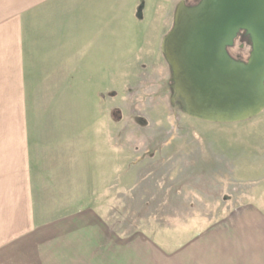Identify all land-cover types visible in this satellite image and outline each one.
I'll return each mask as SVG.
<instances>
[{"label":"crops","instance_id":"1","mask_svg":"<svg viewBox=\"0 0 264 264\" xmlns=\"http://www.w3.org/2000/svg\"><path fill=\"white\" fill-rule=\"evenodd\" d=\"M164 1L0 0V264H264V212L256 205L182 243L164 236L161 246L138 231L116 234L90 208L36 216L35 170L43 159L60 165L71 143L63 136L90 114L108 58L141 17L169 14L160 11Z\"/></svg>","mask_w":264,"mask_h":264},{"label":"rangeland","instance_id":"2","mask_svg":"<svg viewBox=\"0 0 264 264\" xmlns=\"http://www.w3.org/2000/svg\"><path fill=\"white\" fill-rule=\"evenodd\" d=\"M172 2L160 10L168 15L141 17L144 24L108 58L90 114L63 136L71 143L60 165L43 159L35 170L39 220L90 208L116 234L138 231L161 246L164 236L182 243L244 205L264 212V110L232 123L183 111L162 51L181 3L174 9ZM228 52L245 61L248 40L238 37Z\"/></svg>","mask_w":264,"mask_h":264},{"label":"water","instance_id":"3","mask_svg":"<svg viewBox=\"0 0 264 264\" xmlns=\"http://www.w3.org/2000/svg\"><path fill=\"white\" fill-rule=\"evenodd\" d=\"M240 36L249 43L245 61L228 52ZM162 51L186 114L232 123L264 110V0L181 2Z\"/></svg>","mask_w":264,"mask_h":264}]
</instances>
